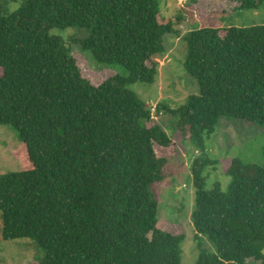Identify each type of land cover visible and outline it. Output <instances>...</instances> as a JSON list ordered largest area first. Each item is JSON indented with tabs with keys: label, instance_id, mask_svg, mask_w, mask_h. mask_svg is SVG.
<instances>
[{
	"label": "trees",
	"instance_id": "1",
	"mask_svg": "<svg viewBox=\"0 0 264 264\" xmlns=\"http://www.w3.org/2000/svg\"><path fill=\"white\" fill-rule=\"evenodd\" d=\"M73 27L90 29L80 47L95 61L127 75L84 78L50 33ZM175 33L157 0H0V126L20 141V170L0 174V229L3 241L45 250L32 264H181L184 234L158 227L151 193L166 164L155 145L172 141L126 89L154 83L153 57ZM184 41V69L199 87L174 112L188 140L203 147L222 118L264 128V25L203 28ZM203 165L193 167L191 217L216 253L200 251L196 264H264V165L231 158L225 191L205 190Z\"/></svg>",
	"mask_w": 264,
	"mask_h": 264
},
{
	"label": "rangeland",
	"instance_id": "2",
	"mask_svg": "<svg viewBox=\"0 0 264 264\" xmlns=\"http://www.w3.org/2000/svg\"><path fill=\"white\" fill-rule=\"evenodd\" d=\"M238 6L226 0H157L160 19L171 20L176 33L164 36L165 54L153 57L157 64L154 83H136L126 87L150 108L154 122L172 141L168 149L155 145L157 157L165 158L166 164L162 179L152 187L151 193L158 204V227L171 234H184L180 247L181 264H196L200 251L216 253L209 238L197 233L192 222L194 164H204L200 170L206 191L215 187L226 190L230 180L225 170L231 158L243 164L264 165L263 127L238 119L222 118L215 132L203 137L205 145L200 147L188 140L180 127L179 115L174 113L187 104L191 95L199 94L197 81L184 69L187 56L184 37L188 32L203 28L264 25V4L250 10L236 9ZM14 7L11 5V8ZM50 33L62 40L67 51L76 58L82 76L91 84L99 85L112 73L127 75L120 65L100 64L90 51L80 47V43L90 35V29L73 27L53 29ZM19 145L14 129L0 126V174L20 170V164L13 155ZM44 254L45 250L30 240L3 241L0 229V264L40 263ZM248 264L260 263L249 261Z\"/></svg>",
	"mask_w": 264,
	"mask_h": 264
}]
</instances>
